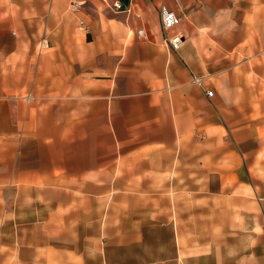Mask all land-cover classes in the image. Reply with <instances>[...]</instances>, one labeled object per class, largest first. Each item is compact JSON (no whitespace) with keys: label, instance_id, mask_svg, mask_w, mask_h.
Here are the masks:
<instances>
[{"label":"crops","instance_id":"0c3cea01","mask_svg":"<svg viewBox=\"0 0 264 264\" xmlns=\"http://www.w3.org/2000/svg\"><path fill=\"white\" fill-rule=\"evenodd\" d=\"M79 1L0 0V264H264V0Z\"/></svg>","mask_w":264,"mask_h":264},{"label":"built area","instance_id":"2783aa9c","mask_svg":"<svg viewBox=\"0 0 264 264\" xmlns=\"http://www.w3.org/2000/svg\"><path fill=\"white\" fill-rule=\"evenodd\" d=\"M68 7L72 12L80 9L81 2L79 0H67ZM160 29L162 32L163 43L173 52H176L183 40L184 36L182 32L178 31L177 28L180 25V16L174 11L166 9L164 6H160L158 9ZM78 28L81 31H85V27L82 22L78 23ZM142 36V31H136V37ZM203 78L196 76H190V83L202 90L203 94L208 97L210 94L207 90L203 89Z\"/></svg>","mask_w":264,"mask_h":264},{"label":"water","instance_id":"95a60500","mask_svg":"<svg viewBox=\"0 0 264 264\" xmlns=\"http://www.w3.org/2000/svg\"><path fill=\"white\" fill-rule=\"evenodd\" d=\"M120 2L122 4V10H124L127 4V0H120Z\"/></svg>","mask_w":264,"mask_h":264}]
</instances>
